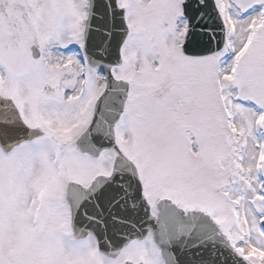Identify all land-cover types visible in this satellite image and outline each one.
<instances>
[{
  "label": "snow or ice",
  "instance_id": "1",
  "mask_svg": "<svg viewBox=\"0 0 264 264\" xmlns=\"http://www.w3.org/2000/svg\"><path fill=\"white\" fill-rule=\"evenodd\" d=\"M0 264H264V0H0Z\"/></svg>",
  "mask_w": 264,
  "mask_h": 264
}]
</instances>
